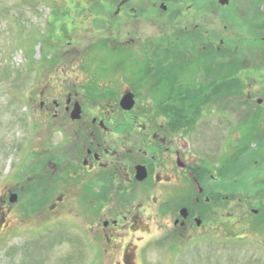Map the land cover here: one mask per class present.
<instances>
[{
	"label": "flooded vegetation",
	"instance_id": "1",
	"mask_svg": "<svg viewBox=\"0 0 264 264\" xmlns=\"http://www.w3.org/2000/svg\"><path fill=\"white\" fill-rule=\"evenodd\" d=\"M132 2L115 0L110 47L144 48L147 78L119 73L102 85L85 76L80 92H37L39 125L60 141L39 144L50 172L32 183L50 181L54 193L76 181L70 195L89 239L124 264H144L149 243L133 238L150 236L151 222L162 230L154 240L187 246L264 224V0H149L141 11ZM150 10L163 22L159 40H128L131 19ZM166 82L175 89L162 100ZM148 97L154 103L141 107Z\"/></svg>",
	"mask_w": 264,
	"mask_h": 264
},
{
	"label": "rangeland",
	"instance_id": "2",
	"mask_svg": "<svg viewBox=\"0 0 264 264\" xmlns=\"http://www.w3.org/2000/svg\"><path fill=\"white\" fill-rule=\"evenodd\" d=\"M148 2L133 0L132 6L141 11ZM114 6L115 0H0V264H124L121 255L103 253L104 243L94 244L86 235L78 202L70 195L76 181H60L54 193L50 181L32 183L41 171L50 172L49 156L41 154L39 144L60 141L39 125L44 119L37 92L47 87L80 92L85 76L102 85L119 73L147 78L144 48L134 45L121 52L110 47ZM149 13L151 18L131 19L128 40H159L156 27L163 22L156 17L161 16ZM158 55L156 49L153 65ZM159 88L165 100L172 86L166 82ZM139 101L142 107L155 100ZM12 194L18 199L10 204ZM149 234L133 238L149 243L144 264H264V224L255 233L190 246L154 240L151 235L162 234L156 222L149 224Z\"/></svg>",
	"mask_w": 264,
	"mask_h": 264
},
{
	"label": "water",
	"instance_id": "3",
	"mask_svg": "<svg viewBox=\"0 0 264 264\" xmlns=\"http://www.w3.org/2000/svg\"><path fill=\"white\" fill-rule=\"evenodd\" d=\"M134 106H135L134 97L131 96V95L125 96L121 100L120 107L122 108L123 111L130 112L134 108ZM12 198H13L12 202L15 203L16 202V197L13 196Z\"/></svg>",
	"mask_w": 264,
	"mask_h": 264
},
{
	"label": "trees",
	"instance_id": "4",
	"mask_svg": "<svg viewBox=\"0 0 264 264\" xmlns=\"http://www.w3.org/2000/svg\"><path fill=\"white\" fill-rule=\"evenodd\" d=\"M188 70V69H190V66L189 67H187V68H183V70ZM171 85H172V90H174L175 88H174V82H172L171 83ZM166 99H167V97H166ZM172 100V103L171 104H173V101L175 100V98L174 99H171ZM192 105V103L190 102V103H188V102H185V100H184V97H183V101H182V106H184L185 108H188L189 106H191ZM189 111L186 109L185 110V113L187 114Z\"/></svg>",
	"mask_w": 264,
	"mask_h": 264
}]
</instances>
